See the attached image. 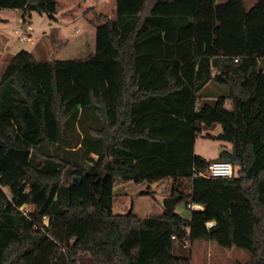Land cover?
I'll return each instance as SVG.
<instances>
[{
  "label": "trees",
  "instance_id": "16d2710c",
  "mask_svg": "<svg viewBox=\"0 0 264 264\" xmlns=\"http://www.w3.org/2000/svg\"><path fill=\"white\" fill-rule=\"evenodd\" d=\"M56 6L0 0L23 20ZM95 17L93 52L21 48L0 75V264H191L176 248L195 239L264 264V0H117ZM215 122L205 135L230 147L206 158L194 139ZM213 159L233 173H197ZM166 176L188 216L113 211L116 177Z\"/></svg>",
  "mask_w": 264,
  "mask_h": 264
},
{
  "label": "rangeland",
  "instance_id": "374dc122",
  "mask_svg": "<svg viewBox=\"0 0 264 264\" xmlns=\"http://www.w3.org/2000/svg\"><path fill=\"white\" fill-rule=\"evenodd\" d=\"M184 1L188 0H181ZM244 2L248 5L250 0ZM116 4L117 0H57L54 19H50L45 13L33 11L25 20L22 18L20 8L0 7V71L2 65L7 64L12 57L11 54L21 48L29 49L38 59L81 57L93 52L94 25L99 21L95 17V12L104 11L111 15L116 9ZM24 22H27L25 31L31 38L20 41L14 30L24 29L22 26ZM208 129L217 133L221 130V124L215 122L211 128L202 127L195 138V152L204 154L206 158H213L222 143H229L205 135ZM181 179L182 181L180 179L179 181L183 185L186 181L184 178ZM172 183L171 176L153 181L149 186L146 181L137 183L116 177L112 186V209L115 212L131 209L139 215L158 213L163 207V198L171 195ZM183 188L187 189L186 186ZM145 189L147 191H144ZM174 209L184 216L189 215V209L184 206L183 199L176 201ZM176 251L189 254L191 264H234L251 257L250 251L246 248L226 247L214 240L206 239L177 242Z\"/></svg>",
  "mask_w": 264,
  "mask_h": 264
},
{
  "label": "built area",
  "instance_id": "2783aa9c",
  "mask_svg": "<svg viewBox=\"0 0 264 264\" xmlns=\"http://www.w3.org/2000/svg\"><path fill=\"white\" fill-rule=\"evenodd\" d=\"M24 29L15 28V32L17 33V37L20 41L29 40L31 35L25 31L26 25L23 26ZM197 173L207 175V176H229L233 173V166L229 160L225 159H213L208 164L206 169H200ZM188 205L190 207H201L202 205L196 202H189ZM20 209L23 213H27L28 206L22 205ZM44 222H46V218L44 217ZM213 223V220H207V226H210ZM174 237V235H172ZM184 243L186 242L183 241Z\"/></svg>",
  "mask_w": 264,
  "mask_h": 264
},
{
  "label": "water",
  "instance_id": "95a60500",
  "mask_svg": "<svg viewBox=\"0 0 264 264\" xmlns=\"http://www.w3.org/2000/svg\"><path fill=\"white\" fill-rule=\"evenodd\" d=\"M258 68L259 69L264 68V60L262 57L259 59ZM179 198H180L179 192H177L175 194L167 195L163 198V206L167 209L172 210V209H174L175 203Z\"/></svg>",
  "mask_w": 264,
  "mask_h": 264
},
{
  "label": "crops",
  "instance_id": "0c3cea01",
  "mask_svg": "<svg viewBox=\"0 0 264 264\" xmlns=\"http://www.w3.org/2000/svg\"><path fill=\"white\" fill-rule=\"evenodd\" d=\"M99 1H100V0H99ZM216 1H217V2H222V1H224V0H216ZM254 1H255V0H250V3L247 5V4H245V2H244V0H243L244 5H245L246 8H248L249 6H251V5L254 3ZM115 8H116V6H115ZM103 12H104V11H103ZM114 12H115V10L113 11V13H114ZM111 15H112V14H111ZM0 18H1V17H0ZM23 24L26 25L27 22L22 23V26H24ZM49 24H51V22H49ZM14 53H15V52H13L11 55H13ZM81 57H82V56H81ZM5 64H6V63H4V64L2 65V67H1V68H2L1 71L3 70ZM1 71H0V73H1ZM205 97H206V98H213L214 96L210 94V95H205ZM213 125H214V124H213ZM213 125H212V126H213ZM212 126H210V127H208V128H211ZM208 132H211L210 129H208ZM212 133H213V132H212ZM195 138H196V137H195ZM228 143H229V142H228ZM222 146H225L226 148H229V147H230V143L227 144L226 142H224V143H222ZM222 146H221V147H222ZM220 149H221V148H220ZM220 149H218L217 154H218V152H219ZM193 150H194V152H195V139H194V144H193ZM195 153H196V152H195ZM199 154H201L202 156H204V154H202V153H199ZM217 154H216V155H217ZM204 157H205V156H204ZM125 181H128V180H125ZM155 181H156V180H155ZM136 182H137V183H142V181H136ZM151 183H152V182H151Z\"/></svg>",
  "mask_w": 264,
  "mask_h": 264
}]
</instances>
